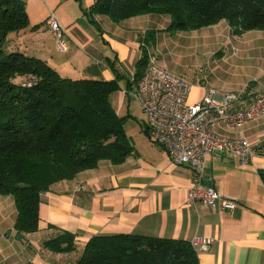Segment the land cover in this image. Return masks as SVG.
<instances>
[{
	"label": "crops",
	"instance_id": "1",
	"mask_svg": "<svg viewBox=\"0 0 264 264\" xmlns=\"http://www.w3.org/2000/svg\"><path fill=\"white\" fill-rule=\"evenodd\" d=\"M30 25L12 41L14 48L46 60L70 78H119L112 104L126 116L125 130L132 153L122 162L105 159L73 179L58 182L41 195L39 229L19 233L15 200L0 195V264H75L94 236L137 234L187 240L209 238L199 251L200 264H264V115L242 127L211 128L228 137H245L259 145L254 163L237 157L209 155L204 184L235 198L233 211L215 210L188 201L194 170L174 164L150 133L147 116L124 90L134 87L138 63L149 56L161 67L183 75L193 84L190 102L202 99L210 87L221 92L244 91L249 102L264 93V30L236 34L224 20L190 31H167L171 17L143 14L115 22L91 13L97 0H25ZM55 15L65 28L67 49L61 51L46 25ZM149 31H156L154 41ZM180 38V41L177 40ZM188 46L199 61L189 76L164 50ZM190 47V48H189ZM133 135L137 136L135 139ZM59 230L75 234L77 249L56 252L45 242Z\"/></svg>",
	"mask_w": 264,
	"mask_h": 264
},
{
	"label": "trees",
	"instance_id": "2",
	"mask_svg": "<svg viewBox=\"0 0 264 264\" xmlns=\"http://www.w3.org/2000/svg\"><path fill=\"white\" fill-rule=\"evenodd\" d=\"M91 13L109 15L115 22L143 14L168 15L171 33L224 20L236 34L264 30V0H97ZM29 25L25 0H0V195L15 200L19 234L38 231L41 195L52 185L105 159L122 162L133 150L124 125L127 117L112 104L121 76H62L46 60L14 48L15 36ZM155 35L149 31L147 38L154 41ZM148 64L145 50L134 83L145 75ZM45 246L56 252L75 251V234L59 230ZM75 264L200 261L197 248L187 240L116 234L92 237Z\"/></svg>",
	"mask_w": 264,
	"mask_h": 264
},
{
	"label": "built area",
	"instance_id": "3",
	"mask_svg": "<svg viewBox=\"0 0 264 264\" xmlns=\"http://www.w3.org/2000/svg\"><path fill=\"white\" fill-rule=\"evenodd\" d=\"M46 25L56 38L61 51L67 49L65 28L55 15ZM32 85V82H28ZM193 89L185 76L152 62L145 75L131 90H124L129 98L137 100L147 116L153 140L167 152L174 164L188 165L194 178L188 193L190 203H202L215 210L233 211L240 206L237 199L219 193L204 184L206 162L216 153L237 157L243 165L253 164L259 145L245 137H228L211 128L218 124L242 127L245 123L264 115V93L249 102L244 91L221 92L210 87L198 102H190ZM193 245L199 251H208L209 238H195Z\"/></svg>",
	"mask_w": 264,
	"mask_h": 264
},
{
	"label": "rangeland",
	"instance_id": "4",
	"mask_svg": "<svg viewBox=\"0 0 264 264\" xmlns=\"http://www.w3.org/2000/svg\"><path fill=\"white\" fill-rule=\"evenodd\" d=\"M178 41H180V38H177ZM190 48V47H189ZM192 51L188 49V46L182 45L180 47V43H176V47L167 50H164V53H161L162 59L169 57L174 60V62L177 63L180 69L184 70L189 74V76H193L194 72H199V67L196 66L195 62L199 61L198 58L191 53ZM30 54V53H27ZM134 104L138 106L137 100H133ZM140 105V103H139ZM141 106V105H140ZM142 108V107H141ZM143 110V109H142ZM144 112V111H143ZM127 121H125L124 125ZM137 136L133 135V138L135 139Z\"/></svg>",
	"mask_w": 264,
	"mask_h": 264
},
{
	"label": "water",
	"instance_id": "5",
	"mask_svg": "<svg viewBox=\"0 0 264 264\" xmlns=\"http://www.w3.org/2000/svg\"><path fill=\"white\" fill-rule=\"evenodd\" d=\"M19 238H22V234L19 235Z\"/></svg>",
	"mask_w": 264,
	"mask_h": 264
}]
</instances>
